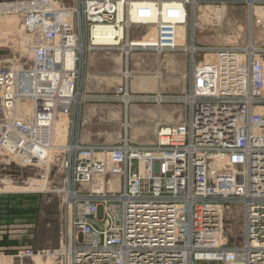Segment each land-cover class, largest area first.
<instances>
[{"label": "built area", "instance_id": "1", "mask_svg": "<svg viewBox=\"0 0 264 264\" xmlns=\"http://www.w3.org/2000/svg\"><path fill=\"white\" fill-rule=\"evenodd\" d=\"M195 1L77 0L73 10L92 45H101L95 33L104 32L111 36L104 46L161 53L178 50L175 26ZM53 6L51 0H31L26 7L29 30L54 16L32 50L42 55L40 61L35 55L30 69L0 67V153L22 166L48 161L58 102L69 99L73 108L81 103L74 98L75 58L70 70L30 72L48 58L63 68L66 52L75 51L60 45L62 36L75 41L70 12ZM152 9H158L154 20ZM133 26H152L157 41L133 42ZM202 50L210 56L193 59L186 93L176 99L183 113L176 122L158 125L151 144L124 139L85 145L71 135L63 160V223L52 264H199L210 258L264 264V59L250 41ZM63 80L68 91H62ZM24 97L31 101L25 120L15 110ZM230 202L243 211V241L235 246L226 245L221 223L222 207Z\"/></svg>", "mask_w": 264, "mask_h": 264}, {"label": "rangeland", "instance_id": "2", "mask_svg": "<svg viewBox=\"0 0 264 264\" xmlns=\"http://www.w3.org/2000/svg\"><path fill=\"white\" fill-rule=\"evenodd\" d=\"M29 1L0 0V67L32 68L35 60L32 50L40 46L38 34L54 22V16L48 14L42 28L39 26L35 31L29 30L26 14ZM51 1L55 9L70 12V34L77 44L82 41L87 47L84 57L75 50V70L79 76L77 88L82 91L83 101L79 107L77 105L79 110L70 105L66 145L70 143L71 135L75 134L85 145L109 146L124 139L139 146L151 144L158 125L176 122L183 113L184 105L176 99L186 93L193 59L199 62L210 56L203 48L243 47L250 41L264 59V20L261 15H254L252 32L249 34L250 7L243 1L196 0L188 7L186 34L180 36L174 31L179 49L161 53L150 49H134L125 53L122 45H92L88 28L73 10L77 8V0ZM254 6L264 9V4ZM132 28L130 39L133 42L147 45L157 41L154 29ZM191 36H194L193 45L198 48L193 56L189 50H181L190 45ZM144 52L150 54L143 55ZM172 53L182 57L180 72L171 66L173 64L167 57ZM94 71L102 74L93 76ZM126 71L130 74L127 80L124 77ZM125 91L134 98L126 110L121 98ZM83 95L86 98L83 99ZM160 111H164L167 120L161 117ZM125 121L130 126L124 130L122 124ZM50 154H53L52 160L49 157L46 163L29 167L14 162L10 154L0 153V255L11 257L25 254L26 264H36L35 257L39 255L40 264H52L51 254L59 245L64 215L61 191L65 185L63 160L66 151L54 149ZM29 179L42 182L44 187L11 190L12 186H25ZM221 217L226 245L241 244L242 205L237 202L224 204Z\"/></svg>", "mask_w": 264, "mask_h": 264}, {"label": "bare ground", "instance_id": "3", "mask_svg": "<svg viewBox=\"0 0 264 264\" xmlns=\"http://www.w3.org/2000/svg\"><path fill=\"white\" fill-rule=\"evenodd\" d=\"M201 11H203V10H201ZM157 12H158V9H152L151 10L150 19H153L154 20L155 19V15L157 14ZM192 15L193 14H191V16ZM217 15L219 16L218 13H217ZM254 15L255 16L256 15H261L262 19L264 20V9L261 10L260 9V6H253V7H250L249 8V10H248V32H249V34H251V32H252V24L251 23H252V18H253ZM55 22H57V20H55ZM187 25H188V16L186 15V16L183 17L181 23L175 26V30H176L177 34L181 36L182 33H183L185 35L186 34V30H187ZM142 27L143 28H149V29H151V31H152V29H154L152 26H133L132 29H134V28L135 29H138V28H142ZM118 32H119V34H122L123 33L122 29H120ZM251 38H252V36H251ZM61 39H62V46H64L65 48H69V47L74 46L73 49L74 50H78L79 54H81L84 57V52H86L87 47L85 46V44L82 41H80L77 44L74 41L73 38L68 37V36H66V37L65 36H62ZM179 40H180V38H179ZM193 40H194V36H191V38H190V45H188L189 48L187 47V48L181 49L182 51L189 50L192 56H193V52L198 51V48H196V46L193 45V43H194ZM110 41H111L110 34L109 35H106L104 32H96L95 33V43H99L101 45H108L110 43ZM122 46L123 47L121 49L125 53H128L130 51V48H128V47H126L124 45H122ZM45 50H46V47H45ZM75 55H76L75 51L74 52L73 51H67L66 52L65 59L63 61V65H64L63 68H62L61 65L56 66L55 63H54V61H52V59L48 58V59H46L44 61L43 64H41V62L40 63H36L35 67L32 70H30V72L31 71H34L35 72L36 69H38V68H45V67H49L50 69H52L53 70V73H57V71L59 69H61V70H70V68H72V66H73L72 63H73V60L75 58ZM34 56L36 57V59H38V61H40V58H42V55H38L36 53V51L34 53ZM125 56H126V62H127L128 61V59H127L128 56H127V54H125ZM58 58H60V55L59 56L58 55L56 56V59H58ZM17 68L18 67H16V69ZM184 76L185 75H183V77ZM124 77H125L126 80L128 79V77H130V74L128 73V71H126L124 73ZM158 79H159V77H158ZM63 82L64 83L62 84V91H68L69 90V86L67 85L66 80H63ZM74 98H75V101L78 103V105H79L80 102L83 101V100H81L82 99V91L80 89L77 90ZM84 98H85V95H83V99ZM121 98H122V100H123V102L125 104L124 105L125 106V110L127 108L128 103L130 101H132V99H134L132 96H130L127 93V91L124 92V95ZM69 109H70V101H69V99H61L58 102L57 109H56V114H55V118H54V122H53L52 145H51L49 151H47L48 158L50 157L49 160H52L53 159L52 158L53 157V154L51 155L50 153L54 149L60 150V149H65L66 148L65 142H66V138H67V124H68ZM15 110H16V113L17 114H19L22 118H24V116L27 115L28 112H30V110H31V101H30V99H27V97H24V99H22V100H20L18 102V105L16 106V109ZM78 110H79V108H78ZM122 125H123L124 130H125V129H127L130 126V123L128 121H125ZM54 164H55V162H53V165ZM115 182H117V181L115 180ZM115 182H113V183H115ZM42 185H43L42 182H39V181H37L35 179H29L27 181V183H26L25 186H23V187H20V186L19 187L12 186V189L11 190H24V189H32V188H40L41 189V188L44 187V186L42 187ZM26 257H27V255H25V254L24 255L23 254H18V255H15V256H11V257L10 256H6V255H0V264H26V262H25ZM40 257L41 256H39V255H37L35 257L37 259L36 260V264H40V262H42ZM206 257L208 258L209 256H206ZM205 260L206 261L201 260V261H198V262H199V264H220L217 260H212V259H210L212 261L207 260V259H205Z\"/></svg>", "mask_w": 264, "mask_h": 264}, {"label": "crops", "instance_id": "4", "mask_svg": "<svg viewBox=\"0 0 264 264\" xmlns=\"http://www.w3.org/2000/svg\"><path fill=\"white\" fill-rule=\"evenodd\" d=\"M143 55H147L148 56V54H150V52H144V53H142ZM169 59H170V61H171V63L173 64V65H171L174 69H176L178 72H180V69H182V67H183V65H182V57L181 56H178L177 54H173L172 53V55L170 54V55H168L167 56ZM127 59H128V57H127ZM127 63H128V61H127ZM126 63V64H127ZM126 67H127V65H126ZM102 74V72H98V71H94V73L92 72V75L93 76H95V75H98V74ZM178 75V74H177ZM95 88V87H94ZM92 90V89H91ZM93 91V90H92ZM86 98V97H85ZM90 98V97H89ZM160 110H162V109H160ZM161 112V111H160ZM160 115H161V117L162 118H165L164 117V111H163V113L161 112L160 113ZM160 115L158 116L159 118H161L160 117ZM166 119V118H165Z\"/></svg>", "mask_w": 264, "mask_h": 264}]
</instances>
